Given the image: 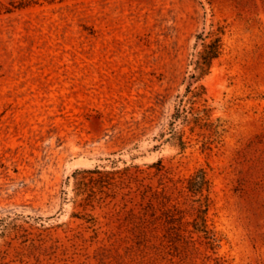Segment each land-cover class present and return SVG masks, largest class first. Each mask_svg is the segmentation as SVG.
Returning a JSON list of instances; mask_svg holds the SVG:
<instances>
[{
    "label": "rangeland",
    "instance_id": "1",
    "mask_svg": "<svg viewBox=\"0 0 264 264\" xmlns=\"http://www.w3.org/2000/svg\"><path fill=\"white\" fill-rule=\"evenodd\" d=\"M0 264H264V0H0Z\"/></svg>",
    "mask_w": 264,
    "mask_h": 264
},
{
    "label": "trees",
    "instance_id": "2",
    "mask_svg": "<svg viewBox=\"0 0 264 264\" xmlns=\"http://www.w3.org/2000/svg\"><path fill=\"white\" fill-rule=\"evenodd\" d=\"M223 34V30L221 28L216 30H210L205 38L199 37L203 43L201 44L202 49L198 52L197 59L195 61V72L198 74H203L207 71V69L210 66V63L213 59L217 58L220 55L221 51V35ZM206 39H208V42H206ZM196 177V178H194ZM191 180H194V183H196V189H194L196 192L200 193L202 191L203 185H205V177L202 171L199 172V174H196L191 178ZM200 221H204L203 218H200ZM196 225L199 224V220L195 222ZM207 235L210 239L214 240L216 237L214 234H212L210 231H208L205 226H202V229H199ZM211 233V234H210ZM210 235V236H208Z\"/></svg>",
    "mask_w": 264,
    "mask_h": 264
}]
</instances>
